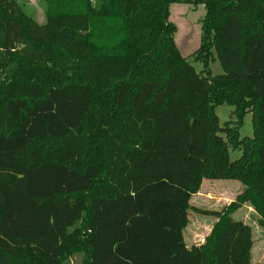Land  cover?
Listing matches in <instances>:
<instances>
[{
	"label": "trees",
	"instance_id": "trees-1",
	"mask_svg": "<svg viewBox=\"0 0 264 264\" xmlns=\"http://www.w3.org/2000/svg\"><path fill=\"white\" fill-rule=\"evenodd\" d=\"M40 2L44 23L0 0V264H252L232 216L249 205L264 228V0ZM174 2L205 7L200 72ZM205 179L243 191L188 248Z\"/></svg>",
	"mask_w": 264,
	"mask_h": 264
},
{
	"label": "rangeland",
	"instance_id": "rangeland-1",
	"mask_svg": "<svg viewBox=\"0 0 264 264\" xmlns=\"http://www.w3.org/2000/svg\"><path fill=\"white\" fill-rule=\"evenodd\" d=\"M26 3L27 11L38 22L44 23L45 13L40 0H21ZM206 10L203 4H188L174 2L169 7V21L176 26L174 36L175 43L182 56L188 58L198 72L203 70L201 63H196L192 55L199 49L202 38V21ZM209 64L213 76L224 73L223 68L216 57ZM234 108L222 105L216 108V113L221 126L233 121ZM242 138H252L254 135L252 114H247L240 127ZM241 156L240 151L232 152L233 159ZM243 191V185L237 181L227 180H203L198 194L191 199L189 211V224L184 232L185 242L188 248L202 245L209 236L216 217L208 214L220 212ZM235 220L249 225L253 234L252 264H264V228L259 224V216L249 205H244L233 216ZM81 257L77 256L71 264H80Z\"/></svg>",
	"mask_w": 264,
	"mask_h": 264
},
{
	"label": "built area",
	"instance_id": "built-area-1",
	"mask_svg": "<svg viewBox=\"0 0 264 264\" xmlns=\"http://www.w3.org/2000/svg\"><path fill=\"white\" fill-rule=\"evenodd\" d=\"M92 1V0H91Z\"/></svg>",
	"mask_w": 264,
	"mask_h": 264
}]
</instances>
